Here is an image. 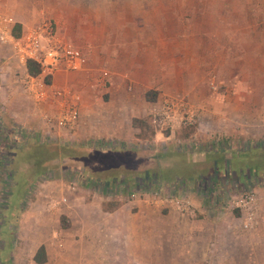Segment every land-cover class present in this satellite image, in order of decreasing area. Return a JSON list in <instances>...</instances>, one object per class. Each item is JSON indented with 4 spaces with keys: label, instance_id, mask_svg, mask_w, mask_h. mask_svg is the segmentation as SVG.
Returning <instances> with one entry per match:
<instances>
[{
    "label": "rangeland",
    "instance_id": "rangeland-1",
    "mask_svg": "<svg viewBox=\"0 0 264 264\" xmlns=\"http://www.w3.org/2000/svg\"><path fill=\"white\" fill-rule=\"evenodd\" d=\"M222 1H143L147 15L161 22L159 29L149 23L147 30L163 34L148 39L154 46L144 49L145 62L155 60L161 66L156 81H145L146 71L122 70L121 54L106 60L111 25L85 19V9L73 0H50L48 7L38 8L39 14L21 24L20 36L33 29L43 32L47 25L44 34L51 40L82 52L84 62L78 67L61 66L30 80L13 44L0 41V264H37L32 257L41 244L48 255L43 264H84L79 258L93 253L99 242L110 260L129 255L130 264L142 257L153 262L155 216L148 208L166 212L181 191L194 193L207 208L216 199L221 200L216 205L225 207L230 198L251 188L264 191V0ZM221 30L243 35L221 39ZM154 49L162 53L150 58ZM226 58L247 68L221 71ZM147 90L157 92L153 102L145 98ZM234 91L241 102L230 96ZM168 98L182 106L172 127H160L152 119ZM73 102L84 112V122L79 119L72 129L47 122ZM201 104L207 113L223 114L221 120L232 129L252 128L256 138L184 135L183 126L196 124L194 132L208 127L207 121L198 124ZM146 116L152 127L143 126L140 132L131 125L132 118ZM184 117H191L190 123L183 124ZM83 123L92 132L88 136L97 140H80L77 132ZM113 123L129 132L128 142L93 135ZM219 155L222 162L226 157L241 159L223 177L221 168H215V177L212 161ZM254 168L257 175L248 172ZM237 172L242 173L240 180ZM99 203L107 209L123 206L129 221L123 247L118 239L106 242L105 232L97 234L95 228L106 222ZM202 216L195 211L192 217ZM63 217L68 227L61 225ZM245 244L236 253L242 264L249 259L250 264H264V255L245 249Z\"/></svg>",
    "mask_w": 264,
    "mask_h": 264
},
{
    "label": "crops",
    "instance_id": "crops-1",
    "mask_svg": "<svg viewBox=\"0 0 264 264\" xmlns=\"http://www.w3.org/2000/svg\"><path fill=\"white\" fill-rule=\"evenodd\" d=\"M49 1L50 0H0V16L7 20L6 25H2V27H5V29L10 31L13 23H20L22 26L25 25L30 18L40 13L37 10L43 6L48 7ZM62 1L63 0H61V3ZM73 1L79 5V7L81 6V8L85 9L86 15L83 16L85 19L89 18L97 22L108 23L111 25V39L106 38L105 41L108 52V56L105 57L106 60H114L112 56H119V54H121L119 61L122 63V70L133 72L146 71L145 81L147 82H150L152 79L156 81V79L159 78V73L162 71L159 62L155 60L145 62L144 49L151 43L154 46V42H149L148 39H157L162 38L163 36V34H161L162 32L159 30L157 32L155 30L148 31L146 28L147 25L152 22L155 29H159L161 22L158 18H152L147 15L144 5H142L144 0H89L91 3L89 6L83 4L82 0ZM147 1L148 0H146V3ZM222 3H226V1L224 0ZM2 27L0 25V31L4 30ZM240 35L243 34L236 31L227 32L221 30V39H236L239 38ZM247 35H249L248 38L250 39V34ZM255 37L256 35H253V38ZM227 46L229 47L231 44H228ZM157 53L161 54L162 51L158 50L156 52L154 49L152 53L149 54L150 58H155ZM225 61V63H221V71H238L242 70L243 67L247 68V66H245L246 63L240 64L234 61L229 62L228 58H226ZM9 62V60L4 62L5 66H7ZM2 67L3 65L1 68ZM135 75L136 73H133L131 76L135 77ZM233 77L230 81H232ZM230 96L235 98V101L241 102L238 100V98L241 99V97H238V93L235 91L233 95ZM214 98L216 102L219 101L217 96ZM207 100L208 99H205L204 102H207ZM200 107L201 108L197 114L198 124L202 125L204 121H207L208 127L206 128L207 130L200 128L194 132L193 135H195V138H215L216 140H220L222 136L228 137L233 135V137H246L250 142L256 138L255 133L251 130L252 128L241 127L232 129L221 120L223 114L220 116V114L215 112L207 113L206 109L203 110L202 104ZM79 119H81L82 122L85 121V114L81 110H79ZM111 119L114 120L112 117ZM83 128H85L84 123L83 125L80 124V132H77L80 133L78 134L80 140H86L89 137L88 134L92 133L89 130H86V128L83 130ZM93 135H105L106 137L114 136L120 141H129V132L119 128V124L114 123L111 124V127L105 130L99 128L96 129V131L93 132ZM89 138L97 140L95 136H90ZM95 143L98 144L99 142L97 141ZM248 148L249 151L254 150L252 149V145H249ZM209 153L210 155L212 154V152ZM205 155L206 154H204V157ZM213 155L214 154L211 156ZM237 155L239 156V154ZM218 157V159L215 158L212 161V167H214V170L217 167L221 168L220 176H222V173L226 171V169L228 170L229 167H233L234 163H239L241 159L238 158V161L236 160L233 162L234 159L229 160V158L226 157L228 160L223 161V163L221 161V156L219 155ZM249 166L251 168L255 167V165L253 166L252 164H249ZM243 168V166H240V171H242ZM233 170H237L236 167H234ZM256 171L257 169L254 168V171L249 170L248 172H250V174L254 172V175H257ZM213 175L216 177L219 175V172L215 170V174ZM235 175L238 180L243 177L241 172H237ZM256 179H259V177ZM258 191L260 193L261 218L258 226L248 235H243L241 231L240 221L236 210L230 209L231 206L229 202L231 198L228 202H225V207L223 205H216L221 202V200L217 201L216 199L214 204L207 208L206 205L203 204L204 201L201 202L194 193L181 191L179 194L175 195L174 199H178L182 195L187 194L191 199L194 210L203 214L201 218L182 215L176 210L174 203L172 207L169 206V209L166 212H163L162 208H148L150 209L149 211L154 212L155 216L153 228L155 237L154 260L153 262H147L146 259H143L142 257L139 261H136L137 264H242L240 256L236 253L239 248V251L243 250V243H246L244 246H247V248L245 249L251 252H259L261 255H264V191L262 189H259ZM98 206L102 211V204L99 203ZM124 214L125 210L123 209V206L113 207V209H108V211L104 212L102 211L101 217L105 218L106 222L101 226L103 229L99 227L95 228V230L98 231L97 234L101 235V231L105 232L106 242L109 238H111V240L118 239L123 243L121 245L123 247V238L125 235V237H127V227L129 225V221L128 219L125 220L126 218ZM44 246L46 249V244H44ZM98 248L103 249L101 242L95 244L93 253L85 254L79 258L80 263L130 264L131 262L129 255H121L115 260H110V256L103 255L102 249L98 250ZM252 262V259L246 261V263L249 264Z\"/></svg>",
    "mask_w": 264,
    "mask_h": 264
},
{
    "label": "built area",
    "instance_id": "built-area-1",
    "mask_svg": "<svg viewBox=\"0 0 264 264\" xmlns=\"http://www.w3.org/2000/svg\"><path fill=\"white\" fill-rule=\"evenodd\" d=\"M7 20L0 16V25ZM48 26H43V32L33 29L26 35L15 37L11 30L2 27L0 31V41L6 42L7 40L13 44L15 55L25 67L26 60H32L40 66V74H51L53 71L58 70L61 66L76 68L84 62L82 52L72 45H61L51 40L47 32ZM30 80H34V76H30ZM43 94V93H42ZM61 96V93H57ZM178 106L182 104L175 98L166 99L154 113L152 122L160 127H172L177 116ZM185 118V117H184ZM79 119V108L76 103L68 104L59 116L52 121L50 118L47 120L49 124H55L59 128H74ZM182 119V118H181ZM191 117L183 120V124L190 123ZM65 200V198H64ZM174 206L179 210L182 215L193 216L195 213L192 207L190 197L182 195L178 199L172 200ZM230 206L238 213L241 230L249 232L254 230L261 218V203L258 191L251 188L237 196H234L230 202Z\"/></svg>",
    "mask_w": 264,
    "mask_h": 264
},
{
    "label": "trees",
    "instance_id": "trees-1",
    "mask_svg": "<svg viewBox=\"0 0 264 264\" xmlns=\"http://www.w3.org/2000/svg\"><path fill=\"white\" fill-rule=\"evenodd\" d=\"M20 31H21V24L20 23H15L14 26L12 27V30H11L12 34L15 37H19L20 36ZM25 68H26L27 73L30 76H37V75H39V73L41 71L40 70V66L38 64H36L34 61H32V60H26ZM50 82H51V76L49 75L46 78V83L50 84ZM156 96H157V92L156 91L147 90L145 92V98L148 101H150V102H153L156 99ZM147 121H148V123H147ZM131 125L133 127L138 128L140 130V132L143 131V128H142L143 126H149L150 125V127H152V124L150 123L148 116L132 118L131 119ZM195 128H196V124L186 125V126L182 127L181 131L183 132L184 135L188 136V135L194 133ZM163 132L167 136L168 132H169V129H165ZM0 169H1V167H0ZM0 178H2V177H0ZM1 182H2V180H1ZM137 184H138V182H137ZM111 209H113V208H111ZM103 210L104 211H108V209L106 207H103ZM61 225L63 227H68L69 226V223L65 221L64 217L61 220ZM32 259L37 264H43V263L47 262L46 249H45V246L43 244H41L36 249Z\"/></svg>",
    "mask_w": 264,
    "mask_h": 264
}]
</instances>
